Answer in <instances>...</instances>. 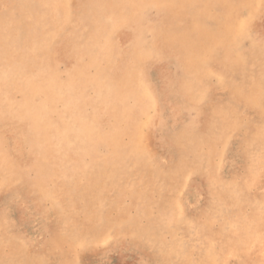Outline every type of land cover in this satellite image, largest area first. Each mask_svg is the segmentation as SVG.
Masks as SVG:
<instances>
[{
  "label": "rangeland",
  "instance_id": "obj_1",
  "mask_svg": "<svg viewBox=\"0 0 264 264\" xmlns=\"http://www.w3.org/2000/svg\"><path fill=\"white\" fill-rule=\"evenodd\" d=\"M0 264H264V0H0Z\"/></svg>",
  "mask_w": 264,
  "mask_h": 264
},
{
  "label": "bare ground",
  "instance_id": "obj_2",
  "mask_svg": "<svg viewBox=\"0 0 264 264\" xmlns=\"http://www.w3.org/2000/svg\"><path fill=\"white\" fill-rule=\"evenodd\" d=\"M238 7H235L234 8V10L235 11H237L238 9H237ZM185 14V13H184ZM153 49V48H152ZM151 49V50H152ZM156 51V50H155ZM155 51H152V52H154L155 53ZM164 51V50H163ZM255 53V52H254ZM154 55V54H153ZM233 56H234V58H242L243 57V53L241 54L240 52H235L234 54H233ZM161 57V56H160ZM236 59V60H237ZM245 62H246V64H247V61L245 60ZM159 63V62H158ZM179 64V63H178ZM245 64V65H246ZM185 68V67H184ZM143 69V68H142ZM140 70V69H139ZM182 70V69H181ZM188 70V69H187ZM181 73H180V76L182 75V71H180ZM70 73V72H69ZM53 74H55V73H53ZM70 74H72V73H70ZM127 75H128V73H127ZM26 76V75H25ZM97 76H98V74L97 73H92L91 75H90V80H93V79H95V77L97 78ZM129 76V75H128ZM144 77H146V76H144ZM143 77V78H144ZM52 79V78H51ZM74 81H76L75 80V75H70L69 76V78H68V80H67V83L71 86V84H74ZM77 82V81H76ZM75 82V83H76ZM143 82H144V80H143ZM190 82V81H189ZM34 84V89L32 90V95L33 96H35V98H37L38 100L41 98V96L42 95H44V97H43V99L42 100H39V101H41L44 105H48V104H50V102L52 101V99H54V97H55V95H57V91H55L54 90V88L53 87H49L48 86V88H46V89H41L40 87H39V83L37 82V83H33ZM191 83H189L188 85H190ZM186 85V84H185ZM193 85V84H192ZM68 86V85H67ZM147 86V85H146ZM148 87V86H147ZM148 89V88H147ZM118 88L116 89V92H115V94H118ZM145 91V90H144ZM146 92V91H145ZM143 93V92H142ZM145 94V93H144ZM148 94H150L149 92H148ZM151 96H149V99H150V105L155 109L157 106H156V103H157V99H156V96L153 94V96H152V93L150 94ZM68 103H70L69 104V106L70 105H75V104H79L80 105V103H79V101H78V99H76L75 101H74V103L71 101V102H68ZM158 104V103H157ZM161 105V104H160ZM159 105V106H160ZM140 108V104H137L136 105V110L137 109H139ZM158 108V107H157ZM162 108V107H161ZM135 110V111H136ZM39 113H43V110H41L40 109V111H39ZM42 115V114H41ZM93 116L95 115V114H92ZM125 115H126V112H125ZM127 115H128V113H127ZM158 115V114H157ZM68 117H70V114H69V116ZM158 117V116H157ZM129 120H130V118H129ZM137 122L138 121H135V120H130V123L131 124H133V125H135L134 126V129L136 130L138 127H137ZM96 123H95V121L94 120H88L87 121V127H86V129H83L82 131H83V133L85 134L86 133V135L87 136H85L86 138H91L92 140H93V142H94V135L95 134H98L99 133V129L98 130H96V131H94V127H93V125H95ZM85 126H86V124H85ZM172 127V126H171ZM215 127H217V126H215ZM214 127V128H215ZM44 128V126H42V127H40V130H39V133H41V129H43ZM88 128V129H87ZM128 130V129H127ZM132 130V129H131ZM138 131H139V129H138ZM137 134V133H136ZM136 134H135V137H136ZM9 170V169H8ZM14 175V174H13ZM11 176V175H10ZM12 177V176H11Z\"/></svg>",
  "mask_w": 264,
  "mask_h": 264
}]
</instances>
